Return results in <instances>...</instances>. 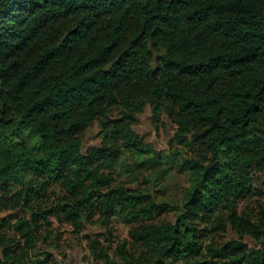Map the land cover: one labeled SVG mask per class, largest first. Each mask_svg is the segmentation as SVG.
I'll return each instance as SVG.
<instances>
[{
	"label": "trees",
	"instance_id": "16d2710c",
	"mask_svg": "<svg viewBox=\"0 0 264 264\" xmlns=\"http://www.w3.org/2000/svg\"><path fill=\"white\" fill-rule=\"evenodd\" d=\"M147 106L174 122L182 167L196 177L181 208L106 174L119 141L144 146L132 126ZM115 108L122 120L104 121ZM96 121L104 143L85 154ZM258 174L264 0H0V264H59L30 257L49 213L76 230L97 215L131 226L121 263L102 252L105 264H264V204L255 218L238 212L242 200H264ZM223 209L227 221L216 220ZM12 220L26 227L18 255L1 234ZM226 222L239 240H217Z\"/></svg>",
	"mask_w": 264,
	"mask_h": 264
},
{
	"label": "rangeland",
	"instance_id": "374dc122",
	"mask_svg": "<svg viewBox=\"0 0 264 264\" xmlns=\"http://www.w3.org/2000/svg\"><path fill=\"white\" fill-rule=\"evenodd\" d=\"M120 110L115 108L107 113L106 119L110 123L122 120ZM137 137L135 145L143 143L144 146H136L130 150L123 147L119 141L122 155L112 169H107L106 174L113 177L112 186H123L130 191H142L149 193L156 202L167 203L172 207L181 208L187 196L196 188L195 175L182 167V159L177 154V147L173 143L176 126L173 121L165 116L157 122L153 116L152 107L147 106L142 114L137 117V122L132 126ZM104 138L100 121L94 122L83 137V153H88L93 148L103 145ZM181 149V147H179ZM258 179H264L261 174ZM55 196L63 198L67 196L62 186L56 188ZM48 196L42 204L45 209L54 210L58 204L57 197ZM264 200L259 197H249L238 205L241 216L256 217L260 205ZM178 211L175 212L177 214ZM6 211L2 217L8 215ZM48 222H39V230L36 233L38 242L36 249L30 251L31 258H44V253H50L59 264H105L104 258L99 254L104 252L112 262L121 263L118 257L119 247L126 243L131 248V226L123 223L119 217H111L107 220L97 215L91 222L84 221L81 229L76 230L73 225L61 222L53 213L46 215ZM170 214V217H173ZM227 221L226 210L217 215ZM218 223L212 222L217 226ZM227 224L226 233L221 229L216 233L218 241L239 240L237 232ZM26 227H21L16 220H12L10 227L1 230L2 236L12 245L17 255L21 250H28V244L24 233ZM244 242L252 247L256 246L252 238L245 237ZM97 249L94 251L93 248ZM1 254V250H0Z\"/></svg>",
	"mask_w": 264,
	"mask_h": 264
}]
</instances>
